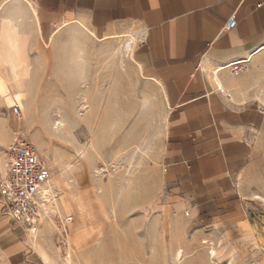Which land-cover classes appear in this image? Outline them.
Listing matches in <instances>:
<instances>
[{"label":"rangeland","instance_id":"374dc122","mask_svg":"<svg viewBox=\"0 0 264 264\" xmlns=\"http://www.w3.org/2000/svg\"><path fill=\"white\" fill-rule=\"evenodd\" d=\"M126 39L133 45V36L106 42L78 25L58 43L67 52L57 53L55 67L46 70L30 113L21 111V131L49 166L58 193V214L39 219L43 230L21 226L44 258L36 263L264 264V59L252 68L248 62L228 68L254 71L248 94L261 117L247 135L253 153L241 174L239 215L213 221L175 214L167 204L160 167L163 100L131 50L120 52Z\"/></svg>","mask_w":264,"mask_h":264},{"label":"crops","instance_id":"0c3cea01","mask_svg":"<svg viewBox=\"0 0 264 264\" xmlns=\"http://www.w3.org/2000/svg\"><path fill=\"white\" fill-rule=\"evenodd\" d=\"M232 15L235 27L223 29ZM78 25L101 41L134 37L131 58L163 100L170 209L235 220L253 153L247 135L261 114L248 94L254 71L234 74L228 65L264 59V0H0V174L14 132L24 129L12 106L30 113L46 70L67 52L58 43ZM35 243L0 210V264L44 261Z\"/></svg>","mask_w":264,"mask_h":264},{"label":"built area","instance_id":"2783aa9c","mask_svg":"<svg viewBox=\"0 0 264 264\" xmlns=\"http://www.w3.org/2000/svg\"><path fill=\"white\" fill-rule=\"evenodd\" d=\"M236 25L232 15L224 24L228 30ZM239 63H231L234 70ZM12 112L20 117L21 105L16 102ZM50 168L33 143L21 130L14 132L8 147L7 166L0 175V210L13 224L35 233L41 216L58 214V193L51 185ZM72 216L65 217L70 222ZM64 223V222H63Z\"/></svg>","mask_w":264,"mask_h":264},{"label":"bare ground","instance_id":"6f19581e","mask_svg":"<svg viewBox=\"0 0 264 264\" xmlns=\"http://www.w3.org/2000/svg\"><path fill=\"white\" fill-rule=\"evenodd\" d=\"M118 38H119V36H117ZM131 46H132V44H131V41H129V39H126V40H124V42H123V44L121 45V51L120 52H122V53H125V52H127V51H130L132 48H131ZM128 53V52H127ZM126 54V53H125ZM58 117H59V115H58ZM52 122V121H51ZM52 124V128H54V129H59V126H60V124H59V120H57V121H53V123H51ZM69 167H72V166H70L69 165ZM45 214H47L46 212L41 216V218L42 217H45ZM47 216V215H46ZM206 241H204V243H205ZM175 259H177V261L178 260H180V259H182V257H183V251L181 250V249H177V251L175 252ZM209 256L211 257V258H215V256H216V250H215V248H213V247H211L210 248V250H209ZM181 261V260H180ZM179 264H182V263H179Z\"/></svg>","mask_w":264,"mask_h":264}]
</instances>
